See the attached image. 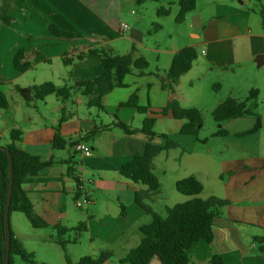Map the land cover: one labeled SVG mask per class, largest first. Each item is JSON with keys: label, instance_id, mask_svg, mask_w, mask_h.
<instances>
[{"label": "crops", "instance_id": "crops-1", "mask_svg": "<svg viewBox=\"0 0 264 264\" xmlns=\"http://www.w3.org/2000/svg\"><path fill=\"white\" fill-rule=\"evenodd\" d=\"M144 1L12 0L13 23L11 26L0 24V80L9 86V92H3L10 101L7 109H0V145L11 144V133L19 130L22 139L16 146L20 150L43 161L54 159L56 162L47 172L28 177L23 190L36 214L50 226L49 229L34 228L35 244L58 247L64 254V262L58 264H67L66 257L72 264H78L84 256L98 257L102 252L112 254L103 264H129L121 260L140 245L143 239L140 228L150 223L151 217L135 200L136 192L147 187L124 178L121 171L144 152L147 143L165 144L159 138L150 141L140 132L146 118H155V131L178 142L177 149L184 145L185 151L191 154L204 139L181 134L185 121L176 119L170 111L163 113L171 100L203 114L212 113L227 98L243 101L252 90L264 97V65L258 67L256 62L264 56L263 8L259 9L250 0H196V9L179 28H173L177 18L173 8L179 0H157L173 7L169 16L157 15L155 23L160 29L148 33L152 41L145 43L144 34L135 31L127 38L128 29L122 32L120 28L125 24L120 16L130 12L134 15L135 6ZM112 9L117 11V18ZM50 26L70 36L55 35ZM133 35L140 40L133 39ZM120 43H125L126 48L122 50ZM187 47L196 49L198 59L180 79L172 95L163 87V80L175 55ZM107 48L117 55L132 52L135 58L145 57L149 69L145 74L133 70L125 78V87L105 95L104 111L89 108L88 98L78 88L71 91L66 103L51 95L32 105L15 90V86L27 88L47 82L73 87L76 83L94 80L104 72L100 57L88 54L79 60L78 56ZM20 50L25 51V62L31 64L24 73L14 65ZM39 56L42 59L38 61ZM27 75H31L29 81L23 82ZM217 80L222 83L217 84ZM214 85L219 86L218 91L211 90ZM134 95L139 106L147 109L146 114L136 108L121 107ZM262 118V129L253 134L248 133L255 127L254 117L223 123L222 131L226 134L218 136L220 144L215 152L210 149L206 155H197L199 159L194 161L192 173L177 179L195 176L204 187L201 198L217 197L230 202L214 221L211 242L200 241L189 251L190 264H212L214 256L221 258L222 264H264V112ZM117 121L137 132L126 134L114 126ZM96 128L102 130L84 139ZM57 129L68 142L65 149L53 147ZM176 137L184 140L181 143ZM78 144L89 147L90 153L77 151ZM162 155L155 158L154 165L163 184L167 172L159 167ZM77 179L86 192L82 208L76 205ZM163 193L162 190L160 195L147 201L155 212L163 210L158 213L162 216L167 207L190 199L174 196L180 201L171 204L167 200L166 204ZM12 217V232L27 248L24 235L13 231ZM80 224H85L87 231L76 243V233L67 234L65 239L71 243L66 254L57 238L44 232L55 231L52 229L55 226L74 229ZM26 250L37 258L35 249ZM79 250L85 255L75 258L72 253ZM150 264L163 263L155 257Z\"/></svg>", "mask_w": 264, "mask_h": 264}, {"label": "trees", "instance_id": "trees-1", "mask_svg": "<svg viewBox=\"0 0 264 264\" xmlns=\"http://www.w3.org/2000/svg\"><path fill=\"white\" fill-rule=\"evenodd\" d=\"M262 3L263 0H250ZM180 12L176 18V22L181 24L185 21L186 16L193 12L197 3L196 0H179ZM12 0H0V24L11 26L13 16L11 14ZM171 9L160 8L157 11L159 17L169 16ZM264 23V8L261 11ZM160 26L157 24L154 31H158ZM50 31L58 36H70L68 33L60 31L56 26H50ZM88 54H96L100 57L104 72L98 78L76 83L70 87L56 86L52 82H47L39 86L22 88L15 86V90L23 97L28 105H32L37 101H44L47 97L55 95L63 103L71 98V91L78 88L82 95L88 98L87 106L89 108H97L104 111L103 98L116 88L125 87L124 81L127 75L133 70L139 71V74H145L149 69V62L145 57L135 58L133 53L127 55H117L110 48L92 50L87 54H80L79 60H83ZM42 57L39 56L38 61ZM198 59L196 49L187 47L180 50L174 57L170 69L167 71L166 78L163 80V87L172 95L176 92V87L180 79L189 73ZM66 62V61H65ZM67 63V62H66ZM14 65L17 71L24 73L31 68V64L25 62V51L20 50L14 58ZM4 85L0 80V109H7L10 101L2 90ZM218 91L219 86L214 87ZM259 92L252 90L249 96L239 101L233 98H227L212 111V117L217 123H226L228 121L254 117L256 119L255 127L248 134L257 133L262 129L263 118L255 109L258 106L257 100ZM121 107L136 108L140 113L146 114L147 109L139 106L138 97L132 96L131 99L121 104ZM171 112L176 119L184 120L185 124L181 129V134L197 137L199 129L202 126L203 118L200 110L191 108L185 109L181 107L177 100H171L163 113ZM156 119L146 118L140 132L147 135L150 141L159 138L165 141L164 145H155L152 142L146 144L144 152L136 155L121 171V175L147 187L146 190L136 192V203L151 217L150 223L143 225L140 231L143 239L140 245L132 249L129 254L121 260V263L129 264H150L151 261L158 257L163 264H190L191 258L189 251L200 241L211 242L213 238V224L217 217L221 215L222 208L230 204L227 200L217 197L203 199L200 195L203 192V184L195 177L189 176L176 183L177 191L190 199L184 203L176 204L173 207L166 208V215L162 216L155 212L147 201L160 195L163 190L162 183L155 173V158L163 152L177 149L179 143L171 139L166 134H158L155 131ZM114 126L122 129L126 134H134L137 130L130 128L122 122H115ZM102 128H96L89 132L84 139L92 138L98 134ZM226 134L220 131L216 136ZM247 134V135H248ZM22 139V132L15 130L11 133L12 143L6 145L11 151L14 160V190L10 207L11 215L13 213H23L32 227L35 229H49L50 226L39 217L32 205L28 201L23 190V184L28 177L38 176L47 172L56 164L54 159L43 161L37 156H33L25 151L20 150L16 143ZM73 144V143H71ZM68 142L65 141L56 130L53 147L55 149H65ZM72 173L73 168H69ZM78 192L76 201L80 198V187L82 183L77 179ZM9 189V160L8 155L0 150V236L1 241L5 240L4 232V214L5 204L7 201ZM52 229L57 231V243L61 246L66 254L67 246L71 243L65 239L68 233L75 232L76 240L87 231L85 224H80L74 229H68L62 226H55ZM12 232V230H11ZM264 253V249L262 250ZM6 251L2 248V260L5 261ZM15 257H20L23 261L35 264V256L29 253L23 243L11 233L10 259L9 264H15ZM112 254L110 252H102L98 257L85 256L81 258L78 264H103L110 260ZM67 264H72L68 257ZM212 264H222L219 257L214 256L211 260Z\"/></svg>", "mask_w": 264, "mask_h": 264}, {"label": "rangeland", "instance_id": "rangeland-1", "mask_svg": "<svg viewBox=\"0 0 264 264\" xmlns=\"http://www.w3.org/2000/svg\"><path fill=\"white\" fill-rule=\"evenodd\" d=\"M162 3V4H161ZM159 3L157 0H145L142 4L138 3L135 8L137 9V12L135 14L127 13L126 15L120 16V21L125 23L129 26V29L126 33L127 38L131 37L133 32L139 31L140 33L144 34L145 36V43L151 42L152 38L148 33H152L154 31V27L157 25L155 23V20L157 17V11L160 8H172L173 5L167 4L168 2H161ZM255 6H257L259 9L264 8V0L262 3L253 2ZM114 12V17L117 18V11L112 9ZM173 13L177 17L179 13V5L176 3L175 7L173 8ZM142 21V24L140 22ZM181 25L177 22L172 23L173 28H179ZM167 40V37L164 38V41ZM121 49L126 48L125 43H120ZM154 58V56H153ZM3 60L6 61V55L3 56ZM155 60V58H154ZM150 61L154 63L152 60V56H150ZM152 63V65H153ZM264 67V66H263ZM5 74L8 75V72L5 71ZM31 75H27L24 77L23 82L29 81ZM217 84H221L220 80H217ZM58 85H64L61 82H56ZM5 85V86H4ZM2 86L3 91L6 93L9 92V86L7 84H4ZM57 85V84H56ZM215 86V85H214ZM214 86L212 89H214ZM62 87V86H61ZM227 97V96H225ZM226 99V98H225ZM258 106L255 109V111L259 114H263L264 112V97H259L258 100ZM41 105V103H39ZM44 105V103H42ZM95 110V109H94ZM96 112V110H95ZM203 123L201 128L199 129L198 136L201 139H204L201 141V144H197L196 150L190 154L188 151H185L186 148H184V145H181V149L177 150H171V155L169 156V151L163 152V155L161 157V161L159 163V167L167 172V175L163 177V201L167 204V200H169V203L174 204L180 201L179 199L175 198L174 196H180V194L176 189V183L179 181L180 177H185L184 175H189V173H192L190 171L194 170L193 163L194 161L197 162L199 157L197 155H206L210 149H215L217 144H220L219 137L216 136L218 131H222L223 123H217L210 112L203 113L202 114ZM164 129V128H163ZM181 137H176L178 141L182 143ZM186 138V137H182ZM206 140L208 143H206ZM75 154V153H74ZM162 177V176H161ZM189 177V176H188ZM184 179V178H183ZM182 180V179H180ZM181 197V196H180ZM158 213H163V210H157ZM166 215V212L164 213V216ZM12 221H13V231H19L24 235L23 241L25 246L28 249H35L37 251V258L34 260L35 264H50V263H63L64 262V254L58 247H39L35 244V238H33V234H36V231L32 227L31 223L27 219V217L23 213H13L12 214ZM10 223H11V216H10ZM12 230V226H11ZM48 234L54 235V237H58V233L56 231H44ZM70 236H74V234H70ZM26 248V249H27ZM78 250V249H77ZM85 253L82 251H74L72 254L76 257H82L81 255ZM85 257V256H84ZM15 264H30L25 261H23L20 257H15Z\"/></svg>", "mask_w": 264, "mask_h": 264}, {"label": "water", "instance_id": "water-1", "mask_svg": "<svg viewBox=\"0 0 264 264\" xmlns=\"http://www.w3.org/2000/svg\"><path fill=\"white\" fill-rule=\"evenodd\" d=\"M133 39L140 40L135 35H133ZM258 67H262L264 65V56H261L257 59ZM0 150L4 151L8 155L9 160V189L7 195V201L5 204V214H4V232H5V240L1 241L0 236V264H9L10 259V246H11V223H10V207L12 202V195L14 190V160L11 151L6 147L0 145ZM2 248L5 249V261L2 260Z\"/></svg>", "mask_w": 264, "mask_h": 264}, {"label": "built area", "instance_id": "built-area-1", "mask_svg": "<svg viewBox=\"0 0 264 264\" xmlns=\"http://www.w3.org/2000/svg\"><path fill=\"white\" fill-rule=\"evenodd\" d=\"M121 31L123 32V31H125V30H127V29H129V26L128 25H126V24H121ZM75 149L77 150V151H79V152H84V153H90V148L89 147H87L86 145H84V144H78V145H76L75 146ZM83 186H81L80 188V198L79 199H77V201H76V205L79 207V208H82L83 206H84V204H85V200H83V198L84 197H86V192H85V190H83V188H82Z\"/></svg>", "mask_w": 264, "mask_h": 264}]
</instances>
